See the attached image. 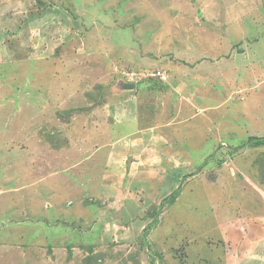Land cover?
<instances>
[{"label": "rangeland", "instance_id": "1", "mask_svg": "<svg viewBox=\"0 0 264 264\" xmlns=\"http://www.w3.org/2000/svg\"><path fill=\"white\" fill-rule=\"evenodd\" d=\"M13 3L12 20L0 28V201L16 187L32 199L45 194L49 206L64 191L78 200L84 188L92 193L84 200L88 211L70 212L96 221L72 232V240L56 232L37 245L34 259L15 252L10 262L0 248V264H264V1ZM149 47L162 52L163 62L152 64L167 73L163 84L149 77L161 100L178 94L167 63H188L177 57L201 55L236 83L222 81L211 107L195 117L211 124L204 141L178 148L190 157L189 177L136 178L132 165L140 155L117 145L113 157L121 164L109 165L102 179L105 153L77 142L103 140L90 135L103 117L78 116L106 104L116 116V101H105L103 87L133 82L137 75L123 66H142L139 51ZM219 93L224 100L217 101ZM94 207L98 214L89 211Z\"/></svg>", "mask_w": 264, "mask_h": 264}, {"label": "crops", "instance_id": "2", "mask_svg": "<svg viewBox=\"0 0 264 264\" xmlns=\"http://www.w3.org/2000/svg\"><path fill=\"white\" fill-rule=\"evenodd\" d=\"M13 4V0H0V28L4 26L1 22L12 20V17L7 18V12L10 11L9 9L14 11ZM253 5L258 4L254 3ZM254 21L258 22V18L255 16ZM123 47H126V45ZM182 47L179 45V49ZM246 50L245 52H247ZM161 53V51L150 47L139 51V63L143 65L136 67L125 65L127 67L123 66L124 68L122 69L125 74H129V70H132L130 73L137 75L134 81L132 82L130 79L122 80L121 78L111 86L103 87L107 88V93L103 97L105 101L107 103L113 100L116 101V116L113 112L114 109L111 110L110 108L111 104L103 105L101 108L86 109L85 113L78 116L84 119L89 117L92 119L96 117L97 113H101L99 116L100 118L103 117L101 122H96L99 129L95 128L96 130L94 129L90 132L91 139L94 136H98L102 137L103 140L95 143L87 140L77 142L79 146L93 148L96 155L100 154L102 156L103 152L105 153L103 155L105 164L99 167L102 179L105 177L104 170L109 165L121 164L120 159L113 157L117 153L116 150L119 151L121 149H124L126 153L136 156L140 155L134 161L132 160L133 170L136 169L135 172L139 170L135 174L136 178H154L168 182L181 180L186 175L189 177L190 172L188 171L191 168L190 157L188 154H184L183 151L182 154L180 151L177 152L180 150L178 148H190L189 144L195 143L197 145L199 143L198 140L202 139L203 136L205 138V131L208 130H205V128L211 126V124L207 118H205V123L203 124V122L195 120V117H202L205 114V112L202 114L203 110L211 107L212 103L209 102H212L215 98L213 96L218 93L217 89L222 81L231 84L236 83L225 77V74L227 75L226 72L221 73L218 71L219 67L217 65L212 67L211 65L213 64H207L212 62L203 59L201 55L193 56L196 61H191V58L187 57H177L188 63L187 66L179 61L167 63L174 68L168 69V71L177 76L174 92L178 94H175L176 98H173L171 94L169 95L171 98L167 96L161 100L160 91L151 88L152 79H149L151 76L153 79L161 81L162 84L165 81L167 74L165 69L152 64L153 62H163ZM132 54L135 53L133 52ZM249 65H252L251 61ZM119 70H121V67ZM156 71H160L161 76L156 75ZM126 81H131L133 87H125L123 84ZM222 95V93L218 94L217 101L224 100ZM167 103H173L175 106H166ZM165 108H170L167 114H164ZM76 121H79V119ZM111 136L119 137H112L113 139L111 140ZM204 138L202 139L203 141ZM196 139L198 140L195 141ZM78 145L77 147H79ZM117 145H120L119 150L116 149ZM146 154L151 155L152 162L151 160H144ZM96 163L97 166L101 165L100 162ZM140 165L144 166V168H141ZM180 167H182V173L178 172ZM133 174L134 172H132ZM60 189V191H64L62 188ZM83 189L81 192L82 196L78 200L75 193L64 191L59 196V201H49V206H47L46 202L49 198L45 194H42L40 198L32 199L29 195H26V192H21L20 188L7 189L2 194V202L0 201V248L7 253V261L10 260L12 262L10 255L15 252L22 254V257H20L22 261L34 259L36 254H40V252H37L40 250L37 245H40L41 242L49 243L48 240H55L53 237H56V232H62L65 235L68 233L66 237L63 235L62 240L64 241L72 240L70 234L72 232L79 233L77 230L79 228L91 229L93 226L91 224L96 221V218H93L94 222L92 223L91 216L87 217V219L82 214L73 215L70 212L76 206L77 210L79 208L80 212L84 213L85 209L87 210V206H90L84 200L87 197L89 198L92 193H87ZM17 190L20 192L18 193ZM99 194L100 196L103 195ZM82 201L85 203H82ZM110 208L112 210L119 209L116 206ZM94 209L96 214H98L95 207L89 211L94 213ZM114 213L117 212L115 211ZM49 228H51L52 232ZM51 236L52 239H50Z\"/></svg>", "mask_w": 264, "mask_h": 264}, {"label": "water", "instance_id": "3", "mask_svg": "<svg viewBox=\"0 0 264 264\" xmlns=\"http://www.w3.org/2000/svg\"><path fill=\"white\" fill-rule=\"evenodd\" d=\"M125 87L127 88H132L133 87V83L132 82H124L123 84Z\"/></svg>", "mask_w": 264, "mask_h": 264}, {"label": "built area", "instance_id": "4", "mask_svg": "<svg viewBox=\"0 0 264 264\" xmlns=\"http://www.w3.org/2000/svg\"><path fill=\"white\" fill-rule=\"evenodd\" d=\"M156 74L159 75V76H161V75H160V71H157Z\"/></svg>", "mask_w": 264, "mask_h": 264}, {"label": "clouds", "instance_id": "5", "mask_svg": "<svg viewBox=\"0 0 264 264\" xmlns=\"http://www.w3.org/2000/svg\"><path fill=\"white\" fill-rule=\"evenodd\" d=\"M157 75V74H156Z\"/></svg>", "mask_w": 264, "mask_h": 264}]
</instances>
